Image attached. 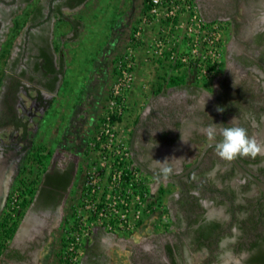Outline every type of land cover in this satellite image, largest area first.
<instances>
[{
    "label": "flooded vegetation",
    "instance_id": "flooded-vegetation-1",
    "mask_svg": "<svg viewBox=\"0 0 264 264\" xmlns=\"http://www.w3.org/2000/svg\"><path fill=\"white\" fill-rule=\"evenodd\" d=\"M67 1L70 0H0V57L2 60L0 122L10 117V122L15 124V121H20L22 125L21 133L17 135L14 143L0 146V216L20 169L25 165L30 152L40 142L39 123L30 127L29 121L38 116L37 121L40 122L43 116L36 112L31 114L29 113L31 111L25 109L26 118H23L16 109V105L20 104L18 98H22L19 94L24 96L25 105L28 100L32 101L33 105L26 107L28 110L30 108L34 110L39 105L48 108L60 86L62 74L58 70L61 52L59 53V49L54 51L53 36L59 24L60 15L57 12V6ZM197 3L205 19L220 20L225 25L228 23L229 38L225 61L227 71L232 72L227 74L232 76L235 70L240 74L246 73L247 87H245L248 91L234 99H227L218 125H222V129L229 127V125H223L222 116L232 115L237 122L234 126L245 127L250 136L264 144V87L255 85L254 75L251 73L256 72L257 68L260 71L259 77H263L261 72L264 74V60L261 59L264 54V0H198ZM38 5H42V15L37 20L31 21L32 11ZM60 8L64 21H69V28H71L73 19L66 12H71L75 7L71 8L67 4H62ZM44 49L52 57L51 63L55 68L53 73L46 72L50 64L44 57L37 56ZM35 63H38V69H35ZM248 72L251 74L249 75ZM55 76H57L55 88L51 91L47 85ZM221 86L226 90L224 82ZM193 87L189 86L187 90ZM31 91L34 94H30ZM221 102L222 100L217 108L222 106ZM151 107V115L154 118L150 122L147 116L143 118L139 115L134 121L133 129L130 130L129 145L134 161L149 175L153 187H157L158 190L161 188L165 192L166 189L171 191L174 184L177 186V191H171V195L167 196V210L175 231L160 234L163 238L158 240L159 249L153 250L151 256H146L144 253L143 256L135 257V260L138 258L141 260L135 261V264L161 262L171 264L166 254V245L171 247L178 264H227L223 258L227 252H231L230 255L240 259L241 264H245V260L252 253L249 245L255 240L256 235L253 236L250 231H247L238 242H234L233 235L228 237L224 243V249H228L227 252L220 247L227 236L225 235L220 242L219 239L225 233L237 231L236 220L241 215L258 211L259 208L256 207L259 202L264 206V193L260 191V195L251 199L246 212L238 213L236 204L244 200L238 192L239 186L232 184L236 170L232 171L231 161H228V167L223 164V159L216 154L214 145L209 146L197 165L189 169L197 162L203 146L212 141L210 139L202 141L201 150L196 156L194 153L191 160L184 153V149L195 143L196 139H187L182 142V135L189 126L195 125L198 118L196 119L192 112H182L179 116L171 112V114L163 112L164 110L160 109L162 107L160 103H153ZM231 108H234V111H231ZM245 108L248 112L244 111ZM199 129L201 130L200 126L195 133H198ZM79 130L80 128L77 130L75 127L73 130L68 129L67 132L70 131V134L65 133L57 139L46 170L49 175L47 177L49 184L40 182V190L37 191L34 201L26 210L16 232L7 242L4 253L0 255V264H37L40 248L47 240L48 234L60 226L64 214L69 211L70 201L73 197L75 198L77 191L79 192L76 176L78 173L81 174L83 151L81 147H77L76 137L82 136L86 139V128L84 131ZM222 139V136H216L215 141L220 142ZM13 164L16 167L14 169ZM241 165L244 168H249L250 165L257 166L264 171V151L255 157L243 156ZM215 169L217 171H214ZM222 174L228 175L222 181L223 186L234 190L232 192L234 197L231 193L222 191L223 186L217 187L211 184L218 180L220 182L219 177ZM260 179L264 181V176ZM247 194V192L242 193L243 196ZM204 199L212 201V208H208L203 203ZM256 199L258 203L255 202ZM219 201H224L227 205L218 204ZM199 213L204 219L191 223ZM208 220L219 223L217 228L211 231L209 239L205 240L206 243H212L209 248L207 246L196 248L198 245L196 238H199L200 231L194 230L200 225L202 228L209 227L211 222ZM255 221L257 224L255 232L258 233L262 231V228L257 227L261 222L258 217H255ZM199 240L202 238L200 237ZM160 256L164 260H161ZM192 257L199 258V263H192Z\"/></svg>",
    "mask_w": 264,
    "mask_h": 264
},
{
    "label": "rangeland",
    "instance_id": "rangeland-1",
    "mask_svg": "<svg viewBox=\"0 0 264 264\" xmlns=\"http://www.w3.org/2000/svg\"><path fill=\"white\" fill-rule=\"evenodd\" d=\"M137 6H139L138 2L135 3V8ZM66 14L69 16L72 15V17L74 18L75 14L78 15V13L72 11H67ZM100 19L101 18H99L98 16L92 17V15H90V17L86 18L85 22H81L80 29L78 30L77 35L79 37H82L83 39L77 42V45L75 44V47H73L74 44L70 43L71 41H66L63 46L64 48H62V44L58 39L59 33L62 34L60 31V26L62 25L58 27L56 33L54 32L53 45L58 46L59 49H62L63 53L67 52L68 58L67 60L64 58L65 71L63 73L64 75L62 76V78L64 77V80L60 82V86L57 91V97L55 98V95L51 99L52 102L50 103V106L48 108H46V106L41 107L39 105V107L34 110H32L31 108L30 110H28V108L26 107L32 106V101L28 100L27 105H25L26 101L23 98L24 96H22L21 93L19 94L22 98H18L20 104L16 105V109L18 113L22 114L23 118H26L25 109L27 111H31L29 112L31 114H34V112H36L37 114H42L43 116L42 120H39L40 122L37 121L38 116L36 115V118L34 117L33 120L29 121L30 127H33L35 123H39L38 139L41 140V135L44 143L49 148L54 149L58 138V136H55L54 133L61 131L60 124L63 121H65L66 123L65 126L68 125V122L70 121L71 127L69 129L73 130V128L75 127V129L77 130L80 128L79 131H84V129L86 128V139H84L82 136L76 137L77 147H81L82 151L84 152V150L87 148L90 137H92L95 133L101 116L105 113V107L109 105L108 97L110 95V91L112 90L114 84L118 79L117 76L113 75L112 70L109 72V74L106 75L107 69L109 68L108 66L111 65L113 68V59L119 56L122 57L129 52L131 53V57H133L132 59L135 63L132 71L133 82L132 85L125 90V110L121 115V118H119L117 124L115 125L124 136L129 135V131L133 129V120L136 115L138 117L139 115H141L143 118H146L147 116L148 121L151 122V120L154 118L151 115V106L153 103H160L162 106L160 107V109L164 110L163 112H167L169 114L172 113L174 115L176 114V116H179L180 114H182V112H192V115L196 116V119L198 118V121L195 123V125L189 126V128L185 130V134H183L181 138L182 142L187 141V139H196L195 143L190 144L186 147V149H184V153L189 156L188 159L190 160L193 158L194 153L196 156L201 150L202 141L205 142L209 140L206 135V129L208 128V126L215 123V128L218 126L216 128V136H222V125H218V121H220V114L222 111H218V109H222L225 107L227 99H234L237 96L243 95L245 91H248L246 88L247 84L245 83L246 73L242 72L240 74L239 71L235 70L237 73H235L234 71V74L232 76L227 74L232 72L227 71V65L225 61V52L229 38L228 23L226 25L224 24L222 31L224 44L222 47L220 64L217 69L216 75L213 76V79L210 82H206L205 84L202 81H199L198 78L193 77L194 71L190 70L187 67H184L182 71L183 75H185L186 77L187 86L168 87L163 83L164 86H162L161 88L163 77H166L167 74H176L175 71L169 67L170 62H173V59H171L167 54L168 49H170L171 47V44L174 43L175 46L182 44L179 43V39L175 36L180 33L176 30L177 28H169L168 25L164 26L163 23L145 24L142 20V14L140 16V19L137 21L136 26L134 27L136 30H132V33L128 37V39L125 41L117 39L114 44H111L109 46L110 48H108V51H110L106 52V46L108 45L107 39H103L99 42L97 41V38L99 37V34H102L103 37L107 36L106 34H109V36H111L112 34L110 33L112 32V29H114L113 27L116 25H112V23L110 22L104 24ZM118 22L119 21H116V24ZM138 27L141 28L140 35L136 36ZM66 28L67 26L63 30L67 31ZM98 31H101L103 33H99ZM132 37H135V39L137 37V40H132ZM157 42L160 45L157 46ZM134 43H137V45L133 46L135 45ZM71 47H73V50L71 49ZM154 49H158L159 52H153ZM99 54H101L100 57L97 56ZM158 59H161V65L160 62H158ZM1 64L2 60L0 57V65ZM1 69L2 67H0V70ZM177 71L180 72V70L178 69ZM251 73L254 75L255 85H258V87H264V74L261 72V75L263 77H259L260 71L257 68L256 72ZM251 73L248 72L249 75ZM251 77L253 79L252 75ZM222 82H224L226 90L222 88ZM188 85L194 87L190 90H187V88L189 87ZM158 88H160L161 90L157 91ZM30 94H34V92L31 91ZM221 100L222 106L220 108H217V106L220 105L219 103ZM57 120H59L60 122ZM222 122L224 123L223 125H229V127L237 124L235 117L232 115L222 116ZM199 126L201 127V130L199 129L200 131L198 133H195ZM57 127L59 128L58 130ZM19 133H21V130L15 131L12 128H5L0 130V146H8L11 142L14 143ZM68 133L70 134V131H68L67 134ZM83 152L81 153V162L83 161ZM228 163L229 162L227 160H223V164L226 165V167L229 166ZM14 165L15 164H13L12 167L13 169L16 168ZM16 166L17 168L19 167L18 162L16 163ZM82 168L83 166L81 163V174L78 173L76 176V184L79 186V189L82 183ZM217 169H215L214 171H217ZM248 169L250 172H252V174L256 175L259 178L264 176V171L257 168V166L250 165ZM234 178L235 180L232 182V184L236 187L242 184L246 185L247 183V179L243 178V176L237 171L235 172ZM216 186L222 187L223 185L217 181ZM171 191H177V186L175 184L171 187ZM171 191L169 189H166L162 194L163 201L165 202L166 206L167 196ZM259 192L260 190L255 184H250L247 191L248 194L246 196L253 199L259 195ZM77 198L78 191L75 195V198L73 197L70 201V209L64 214V219L60 223V226L55 229L57 230L58 236L56 238L62 237L66 219L69 218L73 205L76 202ZM203 203L208 208H212V201H210L209 199H204ZM156 216V213L151 214L145 225L147 226L153 219H155ZM50 234L51 233H49L48 235ZM54 237L51 236L53 240H55ZM143 239L139 240L140 244L138 245H136L135 243L128 244L130 246L129 250H131L132 255V258H130L129 260L132 264H135V261H141L139 258L138 260H135V257L143 256L144 253L146 254V256H151L152 251L154 250V245H151V247L149 244L152 237L149 239L146 238L147 240ZM226 240L227 239H224L223 243L220 246L223 249L225 247L224 243ZM60 245L61 239L59 241V245L57 244V246L54 248L55 255L54 252L52 254L56 259L57 251ZM52 249L53 247L47 246L45 250H42L41 246L39 251V264L51 263L50 260L52 259ZM115 249H118V247H116ZM224 250L226 252L228 251V249L226 248ZM230 253L231 252H227L225 254V256L223 257L225 259L224 262L227 264H241L240 259H238L236 256H232V254L230 255ZM160 257L161 260H164L162 256ZM197 257H192V263H199V258ZM52 264H55V262H53Z\"/></svg>",
    "mask_w": 264,
    "mask_h": 264
},
{
    "label": "built area",
    "instance_id": "built-area-1",
    "mask_svg": "<svg viewBox=\"0 0 264 264\" xmlns=\"http://www.w3.org/2000/svg\"><path fill=\"white\" fill-rule=\"evenodd\" d=\"M146 4L148 9L143 14V23H163L180 32L175 36L182 44H171L168 56L173 62L179 60L182 68L194 71L193 77L199 81L210 82L221 60L224 23L205 19L197 0H146ZM140 30L138 27L136 36L140 35ZM118 60L120 73L110 91L109 105L83 154L82 183L63 228L57 264H78L85 242L96 229L129 237L153 213L157 214L155 227L158 231H175L165 202L157 196L149 175L133 159L129 135L124 136L115 126L118 120L111 119L112 114L121 118L125 110L124 93L133 82L129 71L134 68L131 53ZM18 205L19 190L14 186L3 212L15 219Z\"/></svg>",
    "mask_w": 264,
    "mask_h": 264
},
{
    "label": "trees",
    "instance_id": "trees-1",
    "mask_svg": "<svg viewBox=\"0 0 264 264\" xmlns=\"http://www.w3.org/2000/svg\"><path fill=\"white\" fill-rule=\"evenodd\" d=\"M83 1L84 0H70V1L58 4L57 12L60 15L58 18V21L60 23L64 22L63 16L61 15V11H60L61 10L60 6L62 4H67V6L73 8V7H76L79 4H81ZM41 7H42V5H38L34 8V10L32 11V16L30 17L31 21L37 20L39 18V16L42 15L41 14ZM147 9H148V6L146 4V0H144V2H143V13H145ZM78 22L79 21L77 19L73 20L71 29H72L74 34H76V31L79 27ZM133 29L136 30L135 28H133ZM132 40H137V39H135V37H132ZM134 44L135 45H133V46L137 45V43H134ZM53 49H54V51H58L59 47L54 46ZM167 55H169V53ZM37 56L38 57H44V59L50 64L47 67L46 72H48V73L55 72V68L52 66V63H51L52 57L47 50H45V49L41 50L40 55H37ZM37 56H35V57H37ZM119 57H121V56H119ZM119 57L113 59L112 73L114 76H117L120 73V68L118 66ZM131 58H133V57H131ZM261 59L264 60V54H263ZM158 62H160V65L162 64L161 59ZM134 64L135 63L133 60V65ZM182 65L183 64L179 60L174 61V62H170L169 67L172 70H174L176 74H167L166 77H163L161 88H162V86H164V84H166V86H168V87L187 86L186 85L187 84L186 83V77H185V75H183V71H182L183 70ZM34 67H35V69H38V63H35ZM177 69L180 70V72H178ZM58 71L60 74L64 73V56L62 54V51L60 53V63H59V70ZM129 71L132 72L133 68L132 67L129 68ZM56 79H57V76H55L54 79L47 85V87L51 91H53L55 88ZM203 83L206 84V82H203ZM160 90H161L160 88L157 89V91H160ZM120 98L122 99V97H120ZM120 98L117 100L118 102H120V100H121ZM239 104H240V102L238 103V105ZM236 107H237V105H236ZM231 111H234V108H231ZM244 111L248 112V110L246 108L244 109ZM119 118L120 117H118L116 115H113V114L111 115L112 120H115V119L119 120ZM86 151H87V149L84 150L83 154L86 153ZM52 152H53V149H50L45 143L39 142V144L36 145V147L33 149V151L30 152V155L27 158L25 165L22 166L20 173L17 176V179L15 181V184L13 185V187L14 186L18 187V190H19L18 213L16 214L15 219L10 218V216L5 214L4 212H2V214L0 216V255L2 253H4V250L7 247V242L12 238V236L16 232L21 219L25 215L26 210L28 209L30 204L34 201V198L36 196L37 191L40 190V182L43 181L44 184H49L47 181V177L49 175H48L46 170H47L49 160L52 156ZM236 159L239 161V163L242 164V156H238ZM245 169H247V168H245ZM233 170H236V169L232 165V171ZM226 175L227 174H222L219 177L220 183L222 185H223L222 181L225 178H227ZM216 182L217 181H215L211 184L216 186ZM250 184H254V183L247 179L246 185L242 184L239 186L238 192L244 201L241 203L239 202V204H236L238 206V208H237V211H239L238 213L246 212L248 205L251 203L252 198L242 195L243 192L246 193L248 191ZM222 191H224L225 193L229 192V193H231V196L234 197V195H232V192H234V190H229L227 187L223 186ZM160 192H161V194H163V190L161 188H160ZM259 195H260V192H259ZM257 201H258V199H256L255 202L258 203ZM256 203H255V206H256ZM218 204H222V205L226 204L227 205V203L224 201H219ZM258 204L259 205L256 207V208H259L258 211H256V212L254 211V213L248 214V215H241V217H239L236 220V225H237L236 226V229H237L236 232L225 233L224 235H221L220 239H219V242H220L224 239L225 235L227 236L225 239H227L228 237L233 235L235 237L234 242H236V241L238 242L239 240H241L240 238H242L243 235L245 234V232H247V231H250L251 234H253V236L256 235L255 240L252 241L249 245V249H251L252 253L248 257V259L245 260V264H264V206L261 205L260 202ZM255 217H258L260 222H261L260 226H257V227H260V229L262 228V231H259L258 233L255 232V228L257 225L256 221L254 222ZM203 219H204L203 216L199 213L191 221V223H196V222H198V220H203ZM208 221L211 222V223H209V227L202 228V226L200 225V227H198V228H196V230H194V231H200V233L198 235H199V238L200 237L202 238V240H199L198 237L196 238V240L198 241V245L196 248H202L204 246L205 247L207 246V248H209L211 243H212V242L206 243L205 240L209 239L208 236L212 234L211 231H213L214 228H217L219 223L215 222L213 220H208ZM204 232H207V233H204ZM196 248H195V250H196ZM165 250H166L167 257L170 259L171 264H178L174 259V253H172L171 247L169 245H166ZM148 264H153V263H148ZM159 264H164V263L161 262Z\"/></svg>",
    "mask_w": 264,
    "mask_h": 264
},
{
    "label": "crops",
    "instance_id": "crops-1",
    "mask_svg": "<svg viewBox=\"0 0 264 264\" xmlns=\"http://www.w3.org/2000/svg\"><path fill=\"white\" fill-rule=\"evenodd\" d=\"M136 2L139 3V6H137L135 8ZM143 2H144V0H84L81 4H79L78 6L73 8V10H72V12L78 13V15H79V17H78V15L75 14V18L72 17V15H71V18L73 20L77 19L79 21L78 22L79 27L76 31V34L71 33L73 31L71 28H69V24H70L69 21L68 22L64 21L62 24H60V22L58 21L59 24L57 26L59 27L60 25H62V26H60V31L62 34L59 33V36H58V39L62 44V48H64L63 46H64V43H66V41L67 42L71 41L70 43L74 44L73 47H75V44L77 45V42H79L80 40L83 39L82 37H79L77 35L78 30L80 29L81 22L82 21L85 22L86 18H88V17H90V15H92V17L98 16L99 18H101L100 20H102L101 22L104 24H107L110 22V23H112V25H116L113 27L114 29H112V32L110 33V34H112L111 36H109V34H106L107 36L103 37L102 34H99V37L97 38V41H99V42L102 41L103 39L104 40L107 39V42H108V45L106 46L107 47L106 52H107L108 48H110L109 46L111 44H114V42L117 41V39L125 41L131 35L132 30H134L133 28L136 26L137 21L140 19V16L142 14H144L143 13ZM116 21H119V22L116 24ZM66 26H67V28H66L67 31L66 30L64 31L63 29H65ZM58 27H57V29H58ZM98 32L103 33L101 31H98ZM53 39H54V36H53ZM96 46H97V44H96ZM73 47H71L72 50H73ZM104 50H105V48H104ZM61 51H62V49H59V53ZM62 54H63L64 58L67 60V58H68L67 52L66 53L62 52ZM100 55L101 54H99L97 56L100 57ZM96 62H97V60H96ZM65 64H66V61H65ZM108 67L109 68L107 69L106 75L109 74V72L112 70L111 65H109ZM63 75L64 74H62V76ZM60 80L63 81L64 77L61 78ZM59 93H60V91H59ZM56 97H57V93H56L55 98ZM78 112H80V111H78ZM137 118H138V116L136 115L134 117L133 122L136 121ZM10 119L11 118L8 117V118L4 119V121L0 122V130L5 129V128H12L15 131H19L22 129V125L20 124L19 120H18L19 122L15 121V124H13L12 122H10ZM59 120H60V118H59ZM59 120H57V121H59ZM65 124H66L65 121H63L60 124L61 131L54 133V135L58 136V138L62 137L63 134L67 133L66 130L71 127L70 121L68 122V125L65 126ZM58 129L59 128L57 127V130ZM40 138H41L40 142L44 143L41 135H40ZM154 188L156 190V193H157V196L159 197V199L163 200V197H162L160 190H158L157 187H154ZM163 193H164V191H163ZM148 218L149 217H147L144 220L143 224L138 228V230L135 231L129 237L124 236V235H116L113 233L104 232L100 229H96L94 231L93 235L90 237V239L87 242H85L84 254L82 256L81 261L78 264H132L129 260L130 258H132V255H131V250H129L130 246L128 244L135 243L136 245H138V244H140L139 240H141L143 238H144L143 240H145L146 238L149 239L152 237V239H150L149 244H150V246L154 245L153 249L156 250V248H158L157 244H158L159 238H163V235H160V234H163L164 232L158 231L157 228L155 227L156 217L146 226L145 224H146ZM50 233L51 234L48 236L47 240L42 245V250H45V248L47 246H51V247H53V249L51 250V255L53 254V252L55 255L54 248L57 246V244L59 245V241H60L61 237L56 238L58 236H57V230H55V229L51 230ZM51 236H53V237L55 236L54 237L55 240H53V238H51ZM158 236H161V237H158ZM56 240H57V242H56ZM116 247H118V249H115ZM39 258H40V256H38L37 264H39V262H40ZM50 261H51L50 264H52L53 262H55V264H56L57 259L52 255V259Z\"/></svg>",
    "mask_w": 264,
    "mask_h": 264
},
{
    "label": "clouds",
    "instance_id": "clouds-1",
    "mask_svg": "<svg viewBox=\"0 0 264 264\" xmlns=\"http://www.w3.org/2000/svg\"><path fill=\"white\" fill-rule=\"evenodd\" d=\"M223 111V109H218ZM223 139L214 144L216 154L223 160L232 161L238 156L255 157L264 151V144L248 134V130L242 126L224 127L221 131ZM207 137L216 140L215 123L206 129Z\"/></svg>",
    "mask_w": 264,
    "mask_h": 264
},
{
    "label": "water",
    "instance_id": "water-1",
    "mask_svg": "<svg viewBox=\"0 0 264 264\" xmlns=\"http://www.w3.org/2000/svg\"><path fill=\"white\" fill-rule=\"evenodd\" d=\"M215 143H218V141H211V142H207L202 150L200 155L198 156L197 162L192 164L189 169L195 167L197 165V163L201 160L203 154L205 153L206 149L211 146L214 145ZM231 163L233 164V166L235 167L236 171L239 172L243 178H246L250 181H252L257 187L258 189L264 193V181L261 180L259 177L253 175L252 173H250L248 170H246L240 163L239 161L235 158L234 160L231 161ZM188 169V170H189Z\"/></svg>",
    "mask_w": 264,
    "mask_h": 264
},
{
    "label": "bare ground",
    "instance_id": "bare-ground-1",
    "mask_svg": "<svg viewBox=\"0 0 264 264\" xmlns=\"http://www.w3.org/2000/svg\"><path fill=\"white\" fill-rule=\"evenodd\" d=\"M10 170V169H9ZM8 179V178H7ZM7 181V180H6ZM4 189V188H3ZM4 193V192H3Z\"/></svg>",
    "mask_w": 264,
    "mask_h": 264
}]
</instances>
